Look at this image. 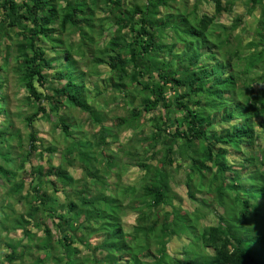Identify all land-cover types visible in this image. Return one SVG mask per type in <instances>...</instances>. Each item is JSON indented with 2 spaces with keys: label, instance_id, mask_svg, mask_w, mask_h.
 Segmentation results:
<instances>
[{
  "label": "trees",
  "instance_id": "obj_1",
  "mask_svg": "<svg viewBox=\"0 0 264 264\" xmlns=\"http://www.w3.org/2000/svg\"><path fill=\"white\" fill-rule=\"evenodd\" d=\"M170 1L0 0L3 63H8L13 51L18 81L26 90V101L33 109V114L26 118L28 146L22 163L13 165L11 153L0 154V158L5 156L7 160L3 162L1 159L6 166L0 165V178L10 184L8 197L23 188L24 179L16 183L12 180L17 171L23 170L24 164L31 161V157L38 155L40 158L46 154L50 160L55 153L53 148H41L43 146L38 142L33 126L34 117L49 119L52 114L57 116V128L71 142L64 155L80 164L85 178L93 184L99 186L93 180L100 179L103 181L100 186L106 190L111 187L105 179L117 164L116 159L108 158L110 164L103 168L102 165L97 166L98 159L92 151L99 150L103 154L102 148H109L117 139L115 134L109 139L104 134L110 130L103 124L108 113L94 108L92 99H86L85 75L78 63L80 59L85 58L91 73L96 76L98 65L107 66L111 73L112 77L108 78L111 86L102 85L101 89L97 88L96 95L110 90L112 95H121L123 103L131 105L129 114L132 120L127 123V119L115 117L112 118L114 126L133 127L143 113L158 112L148 119L154 126L151 125L152 132L144 138L148 143L146 153L153 160L160 156L161 149L164 151L157 167L141 160L136 163L140 170L145 171L139 188L135 185L124 188L121 192L123 197L119 191L115 193L116 187L113 188L114 193L110 189L109 193L94 194L90 189L92 183H85V193L81 190L76 194L79 195L78 204L69 201L65 213L58 210L57 197L40 193V189L45 182L55 185L53 179L68 187L72 179L62 169L51 167L50 162L48 168L31 166L26 176L31 179L30 200L25 215L16 220V225L24 237H28L31 228L39 227L47 235L39 244L44 255L34 264H45L49 259H52V264H264V210L259 202L264 201V146L258 147L257 154L253 151L255 137L259 139L262 136L264 142V91L250 87L249 81L253 82L250 79L245 92L243 80L258 66H264V0H246L247 14L255 10L259 14L254 20V28L258 39L256 46L260 48L241 57L238 48L229 52L226 44L232 40L229 31L242 23V16H236L231 27L220 26L219 32L212 36L208 30L214 24V16L204 14L197 18L195 9L191 12L185 8L182 11L171 10ZM205 1L213 4L215 14L229 12L233 4V0L225 4L220 0ZM100 2L105 5L108 15L96 18L95 10L103 9L97 8ZM194 5L195 8L198 6L197 3ZM162 8L167 11L165 14L161 12ZM106 23L110 25L105 27ZM67 29L80 36L77 47L67 45V40L60 36H53L57 31L62 36ZM95 30L101 37L110 31L107 35L109 40L103 50L95 49L93 56L98 55L90 59L85 54L92 53L91 48L81 49L85 42L93 43ZM9 31L18 37L15 42L8 36ZM46 43L57 44L62 49L49 58L45 53ZM76 55L78 59H74ZM233 57L244 61L242 69L239 65L232 69L230 61ZM57 64L58 69L55 68ZM129 67L134 69L129 72ZM50 69H54L51 78L46 74ZM263 76L264 72H261L259 77L262 79ZM144 77L146 80L142 81ZM2 86L3 81H0V89ZM166 87L172 93L170 97L166 95ZM131 92L140 97L136 106H132ZM64 108H75L91 117L92 124L99 127L94 134L95 141L91 143L71 136L73 125L60 115ZM174 111L182 117L174 116ZM254 119L258 121L254 122ZM223 124H229V127H223ZM142 134L140 131L139 135ZM8 136L0 129L1 143L4 144ZM160 144L163 147L159 148ZM122 147L111 149L112 153L121 154ZM173 147L177 148L179 157L189 163L183 181L188 198L195 201V193L205 192L210 201H195L201 212L208 214L213 205L222 210L221 214H214V224L199 227L197 212L171 207L170 212L163 214L159 230V221L145 227L148 215L154 209L171 205V182L165 168L174 162ZM243 150L250 152L248 156ZM124 155L130 156L131 153ZM229 156H235L239 166L228 161ZM195 177L199 179L198 184L193 181ZM55 191L58 192L57 187ZM120 196L125 198L123 201L128 200L127 207L121 203ZM128 209L137 213L133 234L127 233L120 221V216ZM38 213L40 217H37ZM81 213L84 218L79 222ZM48 219L52 227L40 226ZM53 229L59 235L56 242L60 251L55 257L50 256L49 237ZM80 230L89 235L99 234L97 237L102 242L99 245L89 239L83 242V238L77 235ZM175 236L191 240L189 244L193 249L190 254L188 250L180 257L168 253L167 245ZM6 247L9 249L5 257L8 264L20 259L17 254L23 247L21 242H7ZM79 247L86 249L88 256L78 257L81 255ZM23 250L29 254L28 249Z\"/></svg>",
  "mask_w": 264,
  "mask_h": 264
},
{
  "label": "rangeland",
  "instance_id": "obj_2",
  "mask_svg": "<svg viewBox=\"0 0 264 264\" xmlns=\"http://www.w3.org/2000/svg\"><path fill=\"white\" fill-rule=\"evenodd\" d=\"M102 1V0H101ZM199 1V2H197ZM222 4H225L228 0H220ZM232 1V0H231ZM19 2V0H17ZM233 4L230 7V11H222L219 14H215V8L211 2H206L205 0H172L169 3V6L171 7V10H184V8L191 12L193 9H195V17L200 18L202 15L207 16H214V24L209 27L208 34L214 36L219 32V28L221 27H231L232 24H235L233 21L236 19V16H242L243 21L240 22L239 26L235 28H231L229 31V34L232 37V40L229 44H226V50L229 52H235L236 48H238L239 56L248 55L249 53H252V50H258L260 46H256L258 39L255 36V23L254 20L257 19L259 16L257 10H255L254 13L248 15L247 14V6L246 0H233ZM195 3L198 4V6L195 8ZM60 4H63L60 2ZM97 8H103V9H96L95 10V17L96 18H102L106 15V9L105 5L100 2L99 6ZM161 12L165 14L167 12L163 8L161 9ZM98 24V23H96ZM110 24L106 23L105 27H108ZM55 26V25H54ZM99 28L96 26V29ZM107 35L110 33V31H106ZM107 35H104L103 37L97 35V30H95L94 37H93V43L85 42L82 45V49H89L91 48L92 53L86 52L85 57L94 59L95 56H93V52L95 49H104V44L109 40ZM175 35V34H174ZM8 36L12 38L13 42L16 41L18 38L14 32L9 31ZM53 36H60L62 40H67V45L71 44L77 47V45L80 44V36L75 34L74 31L70 32L69 29H67L66 32L62 33V36L57 31L56 34ZM214 38V37H212ZM2 40V39H1ZM250 44V47L248 46ZM13 50H15L14 46H12ZM45 53L47 57L53 58L58 51L62 49V47H59L56 45H51L49 43H46L44 45ZM12 50V49H11ZM4 47L1 42L0 44V66L3 67V70L0 71V81H3L2 89H0V129L2 131H6L9 135L7 139L4 141L5 143L0 142V154L3 155V153L9 152L11 153V163L13 165L19 166L22 163V156L25 154V149L28 146V134L29 129L27 128V121L26 118L30 117L33 114L32 105L27 103L26 101V90L24 87L19 83V73L16 71V65L17 62L15 60V53L12 51V55L8 58V63H3V56H4ZM176 51H178L176 49ZM193 52V48L191 50ZM216 52L219 53V50ZM62 57V56H61ZM79 56H74V59H78ZM238 58V57H237ZM237 58H232L230 61L232 69L239 65L241 66V69L243 68L244 61H239ZM79 66L82 69V72L85 75V95L86 99L90 100L92 99V105L94 108H99L102 111H106L108 113L107 117L103 124L110 128V130L104 132L106 135V138L109 139L115 134L116 139L113 141L115 144L110 146L109 148L103 147V154L99 150L93 149L92 152L95 153V157L98 159V165H102L104 168L105 165H108L109 161L108 158L113 159V161L116 159L117 164L113 166L112 169H110V173L108 176L106 175L105 182H109L111 184V187H109V190L114 193V189L116 187L115 193L119 191V194L124 190V188L135 185L136 188H139L141 186L140 180L145 174L143 170H140L139 167L136 166V163L139 162V160L143 161L145 164L150 165L152 167H157L159 164L157 162L161 161L164 155L163 149L160 151V156H158L157 159H149V155L146 153L148 150V143L147 140L144 138L149 135L150 132H152V126H154V123L150 122L148 119H151L154 115H157V113H143V115L137 120L136 124H134L133 127H128L127 123L128 121H131V117L129 114V110L131 108V105H127L126 103H123L121 100V95H117L115 93L112 95V92L109 90L108 92H105L103 95H96V92L98 89H101L102 85H110L108 82V78H111V73L107 66L104 65H98L97 71L98 76L91 73V70L89 69V64L84 59L78 60ZM58 64L56 65V69H58ZM54 68V69H55ZM144 69V67H142ZM54 69H50L46 74H48V77L51 78ZM134 69V67H129V72H131ZM261 72H264V66H258V68L253 72V74L245 76L243 78L244 80V91L247 92V82L250 79H253V82L250 83L249 86L252 88H255L256 90L260 89L264 91V76L262 79L259 77V74ZM116 81V79H114ZM146 80V78H142V81ZM50 81V80H49ZM48 81V82H49ZM99 84V87L97 86ZM55 85V83H53ZM98 88V89H97ZM169 87H166V95L167 97H170L172 93L168 90ZM182 91V90H181ZM132 106H136L139 104L140 97L136 92H131ZM95 99H94V97ZM244 97H241L240 99L243 100ZM174 116L177 118L182 117L180 113L177 111H174ZM60 115L65 117V122L73 125V128H71V136L75 137L77 140H84L93 142L95 141L94 134L99 130V127L96 125L94 126L93 120L91 117L81 112L78 109L75 108H64L61 110ZM115 117H121L124 119H127L126 126L127 127H117L116 125H113V119ZM130 117V118H129ZM33 126L35 129V132L37 134L38 142L42 144L43 147L46 148L50 147L55 149V153L51 156L50 160L48 159V156L44 154L42 157H38V155H34L31 157V161L24 164L23 170L17 171V175L12 180L13 182H18L21 179H24V186L16 193L14 196L8 197V191L10 189V184L6 183L2 178H0V264H8L5 261V257L7 254H9V249H7L6 244L12 243L17 244L21 242V249L19 248L17 257L20 256V259H16L10 264H34V262L38 258H42L44 255V251L40 249L39 244L44 241V236H47L45 232L43 231L42 227H39L38 229L31 228V232L28 233V237H24V233L20 231L18 226L16 225V220L20 216L25 215L28 201L30 200L29 195L31 194L30 190V180L28 176L30 172L31 166H42L44 168H48V163H51V167H56L59 169H62L64 172L67 173V176H69L72 179L71 184L68 187H63L57 180L53 179L55 182V185L49 184L48 182H45L41 186L40 193H44L51 197H57L58 201V210L62 211L63 213L66 212V204L69 201H72L74 203L78 204V196L76 194H80L81 190H83V193H85V190L83 189V185L88 183L89 185L92 183L91 180H88L85 178V174L82 170V166L78 164L77 162H74L69 156L64 155L66 154L65 150L70 146L71 142L70 139L67 138L63 132L60 130V128H57L56 126V118L57 116L55 114L51 115V118L49 119H39L34 117ZM258 119H254V122H257ZM93 123V124H92ZM152 125V126H151ZM223 127H229V124H223ZM140 131H143L142 135H139ZM173 132L172 130H170ZM141 139V140H140ZM168 139V138H167ZM254 142V148L253 150L256 153V150H258V147L264 146V142L261 138L255 137ZM119 146H123V151L121 154L115 152L117 155L112 153L111 149H116ZM163 147L161 144L159 145V148ZM98 149V148H96ZM175 151V156H173L174 162L168 167L165 168V171H167L168 175L170 176V198H171V205L170 206H159L157 209H154L151 212V215L149 216V221L146 223L145 227L149 226L154 221H159L157 229L159 230L161 228V221L163 214L165 212H170L171 207L173 208H180L182 211H188V212H194L198 214L199 221L198 225L199 227L203 224L212 223L215 222V215L214 214H221V209L218 206L213 205L207 214V212L203 213L201 210L197 207L196 202L197 200H205L210 201V197L206 195L205 192L203 193H195L194 198L195 201H192L188 198L186 195V188L184 185V179L186 176V173L188 172V161L184 158H180L178 155V150L176 147H173ZM126 152L131 153V155L134 157L136 153V157L132 158L128 155H124ZM162 152V154H161ZM247 152V156L250 153ZM257 154V153H256ZM104 156V157H101ZM257 157V155H256ZM3 162L7 161L5 156H2L0 158V165L6 166ZM157 160V161H156ZM228 161L236 163V166H239V160L235 158V156H229ZM70 162V163H69ZM179 164V167L176 168V165ZM257 165L255 164V167ZM259 166V163H258ZM251 169H255L254 167H251ZM264 169V167H262ZM102 173H100L101 175ZM194 183L198 184L199 179L195 177L193 179ZM94 183H98L99 186H96L92 183L90 186V189L94 191V194H98L100 192L109 193V190H106L104 186H100V184H103V181L100 179L93 180ZM87 184V185H88ZM147 184V183H146ZM58 188V192L55 191V188ZM138 194L139 191L137 190L135 198V202H138ZM123 196V193L121 194ZM120 196L121 203L123 202V206L127 207V202L125 198H122ZM126 196V195H125ZM124 197V196H123ZM261 206L264 210V201H259ZM131 204V203H130ZM62 207V209H61ZM146 212H149L147 209H145ZM150 214V213H149ZM41 214H37V217H40ZM157 215L159 216L157 219ZM84 218L83 213H81V216L79 217V222H81ZM121 223L125 226V229L127 233L133 234V227L136 225V219H137V213L131 209L125 210L124 215L120 216ZM40 226H49L52 227V223L50 222V219L48 221L42 222ZM62 232V231H61ZM78 236L83 238V242L86 241V239H89L91 243H94L95 245H99L102 241L101 238H98L97 235H89L88 232L84 231H78ZM59 235L55 230L53 229L51 235H50V256L55 257L58 252L60 251L59 245L57 244L56 240ZM129 240V238H128ZM189 242H191L190 239H186L184 236L180 237H173V239L169 242L167 245L168 253L171 256L174 257H180L183 255V252L185 253L187 250L190 251L193 249V245H190ZM131 243V242H130ZM80 248V247H79ZM28 249L29 254L25 253ZM81 255H78V257H86L88 256V251L84 249L83 247L80 248ZM52 259H49L45 264H52Z\"/></svg>",
  "mask_w": 264,
  "mask_h": 264
}]
</instances>
